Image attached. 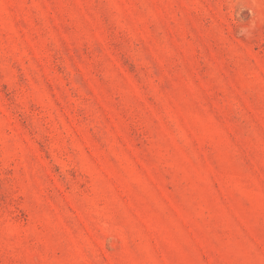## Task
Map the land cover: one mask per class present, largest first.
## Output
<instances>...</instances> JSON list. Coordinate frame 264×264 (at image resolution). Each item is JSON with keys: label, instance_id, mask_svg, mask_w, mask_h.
I'll return each mask as SVG.
<instances>
[{"label": "rangeland", "instance_id": "1", "mask_svg": "<svg viewBox=\"0 0 264 264\" xmlns=\"http://www.w3.org/2000/svg\"><path fill=\"white\" fill-rule=\"evenodd\" d=\"M0 264H264V0H0Z\"/></svg>", "mask_w": 264, "mask_h": 264}]
</instances>
